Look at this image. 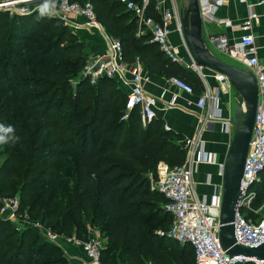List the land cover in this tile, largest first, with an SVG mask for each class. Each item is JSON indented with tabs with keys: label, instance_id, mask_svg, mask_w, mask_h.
I'll return each mask as SVG.
<instances>
[{
	"label": "trees",
	"instance_id": "16d2710c",
	"mask_svg": "<svg viewBox=\"0 0 264 264\" xmlns=\"http://www.w3.org/2000/svg\"><path fill=\"white\" fill-rule=\"evenodd\" d=\"M70 1L93 5L97 20L122 43L125 62L138 61L151 74L181 78L196 95L204 91L199 76L167 56L150 33L139 30L137 18L120 0ZM160 1L146 3L147 14L155 20H161ZM52 3L61 7V0ZM89 56L86 43L61 18L41 9L24 15L0 10V97L6 98L7 107L0 116L14 108L0 130L10 119L24 129L30 158L24 189L38 190L54 176V171L45 177L40 170L47 159L75 154V205L83 221L73 227L63 223V232L69 227L65 236L87 239L90 228L99 230L106 239L101 264H195L190 245L168 235L171 216L163 208L165 198L150 186L159 162L172 167L184 163L183 134L166 128L161 118L143 126L138 110L124 118L126 93L115 80L103 78L96 87L82 80ZM76 121L81 124L74 127ZM14 165L11 159L3 163L0 180L12 178ZM256 189L255 203L261 205L264 171ZM61 213L58 205L38 221L45 225ZM154 222L158 226H151ZM7 223L0 218V264H53L52 255L40 259L47 247L55 249L59 263L69 264L64 251L44 237L36 249L28 243L26 229L12 238L14 230Z\"/></svg>",
	"mask_w": 264,
	"mask_h": 264
},
{
	"label": "built area",
	"instance_id": "2783aa9c",
	"mask_svg": "<svg viewBox=\"0 0 264 264\" xmlns=\"http://www.w3.org/2000/svg\"><path fill=\"white\" fill-rule=\"evenodd\" d=\"M127 10L133 12L138 21L139 30L151 34V39L157 43L160 49L172 60L195 72L204 84V91L196 95L192 85L178 77L169 78L170 84L179 92L195 97V106L200 113L202 123L217 122L221 130L229 135L233 134V115L225 114L220 98L223 89L231 88L228 80L222 75L215 76L222 89L211 88L207 81L205 70L207 68L198 65L186 45L182 43V50L171 42V35L175 30L182 36V25L178 8L175 2L161 0L157 4L161 20H155L146 12L147 0L137 3L133 0H120ZM247 4V0H239ZM204 27L213 21V16L218 10L216 0H198ZM264 4V0L260 2ZM49 8L52 15L70 27H76L75 15H82L86 22L83 27L98 31L107 45L105 54L90 55L81 72V78H86L93 87L98 86L103 78H110L126 93L125 115L138 110L143 126L156 118V104L164 100L166 91H162L159 97L149 95L145 85L150 82L151 76L148 71L138 62L127 63L123 60L122 43L106 31L104 26L97 20L93 5L90 2L80 4L70 0H61V7L54 8L43 4L42 0H0V9L13 14H28L29 8ZM249 17L235 26L228 19L217 21L219 26L238 30L241 36L237 42H233L226 34H220L210 38L213 47L221 53L230 56L234 61L246 66L257 79L259 96L257 110L252 129L251 141L245 159L244 172L241 180V198L236 210L234 225L236 240L247 246H259L264 242V203L256 205L257 182L264 171V67L258 57V47L252 32L254 21L258 14L248 6ZM47 10V9H46ZM174 24V29H173ZM184 52V53H182ZM224 86V87H223ZM243 102V101H242ZM174 106V99L166 103V107ZM166 128H169L166 126ZM180 144L186 151V158L182 165L170 166L166 162H159L156 174L151 177L152 189L158 190L165 198L164 210L171 216L168 235L179 244H188L193 250L195 264H239L247 263L240 257L237 261L229 256L221 247L219 240V226L221 207L223 201V184L215 185L213 194L208 197L197 192L194 184V174L197 165L202 162L217 164L219 175L223 178L224 161H219L216 153L207 152L203 147L198 152L196 138L185 137ZM211 182L208 176L207 183ZM0 218L16 223L19 220V199L0 198ZM250 214H252L250 216ZM32 226L42 229V236L57 244L58 235L44 228L41 221H35ZM92 264H101V253L103 250V236L100 231L90 228L87 239H75ZM255 264H264V260H256Z\"/></svg>",
	"mask_w": 264,
	"mask_h": 264
},
{
	"label": "crops",
	"instance_id": "0c3cea01",
	"mask_svg": "<svg viewBox=\"0 0 264 264\" xmlns=\"http://www.w3.org/2000/svg\"><path fill=\"white\" fill-rule=\"evenodd\" d=\"M183 1L184 0H181V2ZM261 1L263 0H247V4H245L239 0H216L218 10L213 16V21L203 29L205 44L216 57L227 63L230 59V62L235 64L231 61L232 58L230 56L218 52L213 47L210 42L211 37L226 34L231 41L237 42L241 36L240 31L229 29L223 25L219 26L217 21L229 18L235 26L242 24L249 17L251 10L248 6H252V10L259 15L254 21L252 32L256 39L260 63L264 67V4H260ZM42 3L50 5L48 0H42ZM166 5H170L169 2H167ZM41 9L44 10L45 8ZM74 19L77 26L71 28L73 32L86 43L90 55L105 54L107 45L101 34L96 30L94 31V29L83 27L86 19L82 15L77 14L74 16ZM175 34L179 36V34L173 30L171 42L182 50L183 46L180 36V42H178V38H176ZM149 74L151 79L150 82L145 85L146 92L154 97H159L162 91H166L164 100L158 101L156 104V118L163 119L166 126L175 132L183 134L184 138H196L197 142L200 144L196 157L200 154L199 151L202 149L201 147H203L209 153H216L219 161H225L233 134L229 135L224 133L221 130V125L217 122L202 123L199 118L200 113L195 106L194 96H189L177 91L170 84L168 78L151 73ZM223 90H227V88L225 87ZM173 99L174 106L166 107V103ZM222 108H224L225 114L228 115L229 112L227 109L223 106ZM209 175L211 176V182L207 183ZM222 181L223 178L219 175L217 164L202 162L197 165L194 174V184L199 194H205L210 197L213 194L214 186L222 184ZM59 239L57 244L64 251L70 264H92L86 258L82 248L76 244L75 239L77 238L61 237Z\"/></svg>",
	"mask_w": 264,
	"mask_h": 264
},
{
	"label": "rangeland",
	"instance_id": "374dc122",
	"mask_svg": "<svg viewBox=\"0 0 264 264\" xmlns=\"http://www.w3.org/2000/svg\"><path fill=\"white\" fill-rule=\"evenodd\" d=\"M45 1V0H44ZM52 2L56 0H51ZM175 2L177 8L179 11L181 9H186L189 6L188 0H184L181 2V0H168V2ZM50 3V1H48ZM50 3L51 6H53L56 9H59V7H56L53 5V3ZM41 9V8H36ZM47 9V10H46ZM46 9L42 10L44 12H47L48 14L52 15L50 12V9L47 7ZM1 10V9H0ZM34 10V11H35ZM54 16V15H52ZM95 31V30H94ZM176 38H178V42L184 43V37L183 34L180 36L176 35ZM22 54H24L22 52ZM233 63L240 66L243 69H246V66L239 64L238 62L231 59ZM230 62V59L228 61ZM232 64V63H231ZM205 72L207 73V81L211 88L214 90L219 87L222 89V86L219 82L216 81L215 76L217 75L216 72L206 69ZM73 85L75 86V83L73 82ZM224 92L221 93L220 98V104L227 109L228 112H230L232 115L234 114V109L236 103L240 102L242 103L243 99L240 96V94L231 86L230 90H223ZM223 98V99H222ZM5 97H0V111L6 112L7 107L5 106ZM16 102V100H14ZM14 111L13 107L8 108V113L5 116H0V124H4L5 122L9 121V118L12 116V112ZM224 110V108H223ZM225 111V110H224ZM11 123H7L2 130H0V137H12L14 136V140L9 143H0V167L3 165V163L7 159H11L15 165L13 167V176L9 181L0 180V198H8V199H19L20 203V210H19V220L16 223L10 222V224H5L4 226L12 229L13 232H11L12 238H17L20 232L23 230H27V233H29L28 237V243L33 245L36 248H38L42 237V229H39L37 227L32 226V224L35 221H38L42 217V214L44 211L52 210L56 206L62 207V213L59 218H54L49 223L44 225V228L47 230L52 231L56 235L61 237H67L65 236L67 232H69V227L66 228V230L63 232V223H68L70 226L75 225H82L83 221V214L82 211L77 208L75 204H77V195L79 194V190L76 187L78 180L75 173V159L78 157L77 155H68L64 156L60 159H47L45 162H43L40 165V170L44 171V176L46 177L49 174H52L51 172L54 171V176L52 178H48L44 181V186L41 187L38 190L35 191H26L24 189L25 186V178L26 173L28 172V166L30 163V158L28 154L29 150V143L27 140L23 137V131L24 129L17 126L16 122L10 119ZM81 124V121H76L73 126L76 127ZM11 128L12 131L9 132L8 128ZM44 179V177H43ZM151 186V185H150ZM147 211L146 213H148ZM145 213V214H146ZM264 216V210L261 214ZM3 226V225H2ZM151 226L156 227L158 226V222H154L151 224ZM15 232L18 233V235H15ZM83 237V236H82ZM81 237V239H83ZM57 242H59V239ZM73 238V237H69ZM106 242V239L103 238V246ZM11 242H8L7 244H10ZM60 249L61 247L58 244H55ZM40 259H48L49 255H52L51 261L53 264H65V263H59V255L55 251L54 248L47 247L45 251L40 253ZM23 260H26V258L22 257ZM191 261L193 263V260L191 258ZM69 262V261H67ZM70 264V263H69Z\"/></svg>",
	"mask_w": 264,
	"mask_h": 264
},
{
	"label": "water",
	"instance_id": "95a60500",
	"mask_svg": "<svg viewBox=\"0 0 264 264\" xmlns=\"http://www.w3.org/2000/svg\"><path fill=\"white\" fill-rule=\"evenodd\" d=\"M189 6L179 11L184 41L194 61L225 77L240 94L243 102L236 103L232 124V141L225 158L223 173V201L221 207L219 240L222 249L237 261L243 257L247 262L264 260V242L259 246L239 243L235 237V215L241 198V180L245 159L252 136L257 103L258 84L255 75L248 69L227 63L216 57L205 44L204 22L198 0H188ZM36 8L27 9L32 13ZM21 15V14H18ZM86 80V78H82Z\"/></svg>",
	"mask_w": 264,
	"mask_h": 264
},
{
	"label": "clouds",
	"instance_id": "9594fccd",
	"mask_svg": "<svg viewBox=\"0 0 264 264\" xmlns=\"http://www.w3.org/2000/svg\"><path fill=\"white\" fill-rule=\"evenodd\" d=\"M8 131L11 132L12 129L9 127ZM14 140V136L12 137H0V143H9L12 142Z\"/></svg>",
	"mask_w": 264,
	"mask_h": 264
}]
</instances>
